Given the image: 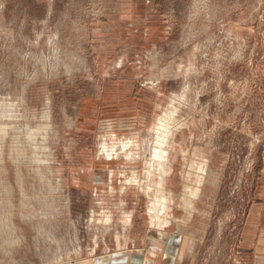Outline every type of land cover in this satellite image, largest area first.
I'll return each instance as SVG.
<instances>
[{
	"label": "rangeland",
	"instance_id": "374dc122",
	"mask_svg": "<svg viewBox=\"0 0 264 264\" xmlns=\"http://www.w3.org/2000/svg\"><path fill=\"white\" fill-rule=\"evenodd\" d=\"M165 118L172 242L145 263L172 247L171 264H264V0H0V264L152 253L151 202L129 180ZM106 140L135 156L107 157ZM195 154L209 166L185 210Z\"/></svg>",
	"mask_w": 264,
	"mask_h": 264
},
{
	"label": "bare ground",
	"instance_id": "6f19581e",
	"mask_svg": "<svg viewBox=\"0 0 264 264\" xmlns=\"http://www.w3.org/2000/svg\"><path fill=\"white\" fill-rule=\"evenodd\" d=\"M168 120V118L160 119L159 124H157L156 127L153 129L154 140L152 142L153 145L151 146L150 151V161L149 163L147 162L148 164L145 168V180L141 182V180L137 179L136 175H134L133 178L129 180V185H137V187L141 189L150 199L151 205L150 208H147H149V217L151 219V222L149 224L152 226V229L150 231L151 237L148 241L154 243L155 245V247L151 249L152 253L149 252L148 254V251L144 250L135 258V261L132 264H146L145 261L147 260H145V258H149V255L156 256L155 252H160L162 250L161 248L164 247L165 243L167 245L172 241L169 240V238L165 240L163 235V232L165 233L167 227L170 225L169 217L173 205L175 204L173 201L175 199L174 194L172 190L169 191L168 180L171 174L173 173L174 169V163L172 160L173 154L176 151V142L173 139L176 136V131L173 129V127H171L172 124L169 123L170 121ZM48 128L49 126L47 125L45 126L44 130ZM30 136L32 137L33 134H31ZM31 140H33V137L31 138ZM120 144L121 145L118 144L120 149L117 150V144H115V146H110L108 144V141L106 140L105 144L103 145L102 152L107 157H113V155L118 154L117 152H119V150L126 152L127 158H133L135 156L133 153L128 154L127 152L128 150H132L135 142H121ZM194 156L195 157L192 160V163L184 174L185 185L183 194L181 196V201L185 205V210L190 209L192 202H194L199 197L200 190L202 188L201 185L204 182V178L207 174V168L209 166V162L207 161L204 155L195 154ZM194 183L195 185H193ZM103 222L106 226H109L110 224H112V219L110 217H106V220ZM121 222L125 231H128L129 227L132 224V215L125 216L121 219ZM169 251L170 254H167L166 258L171 264L174 261V257L172 256L173 252H171L173 251L172 247L169 248ZM187 254H192L191 249L188 251ZM189 255H186V257H181L180 260L184 262V260L190 257Z\"/></svg>",
	"mask_w": 264,
	"mask_h": 264
},
{
	"label": "crops",
	"instance_id": "0c3cea01",
	"mask_svg": "<svg viewBox=\"0 0 264 264\" xmlns=\"http://www.w3.org/2000/svg\"><path fill=\"white\" fill-rule=\"evenodd\" d=\"M169 240H172V238H170ZM169 240H168V243H169ZM171 242H172V241H171ZM164 246H165V249H167V248H166L167 245L165 244ZM176 249H177V248H175V250H176Z\"/></svg>",
	"mask_w": 264,
	"mask_h": 264
}]
</instances>
